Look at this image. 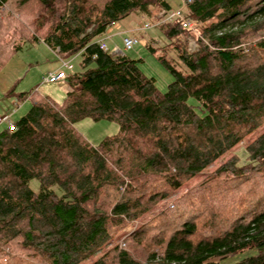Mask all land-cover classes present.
Here are the masks:
<instances>
[{
    "label": "trees",
    "instance_id": "16d2710c",
    "mask_svg": "<svg viewBox=\"0 0 264 264\" xmlns=\"http://www.w3.org/2000/svg\"><path fill=\"white\" fill-rule=\"evenodd\" d=\"M176 8L0 0V57L29 40L82 58L63 102L45 96L0 131V264H264V131L247 138L264 125V0H189L198 34L161 23L147 47L173 77L164 92L141 59L100 47L132 12ZM84 118L120 130L92 144Z\"/></svg>",
    "mask_w": 264,
    "mask_h": 264
},
{
    "label": "rangeland",
    "instance_id": "374dc122",
    "mask_svg": "<svg viewBox=\"0 0 264 264\" xmlns=\"http://www.w3.org/2000/svg\"><path fill=\"white\" fill-rule=\"evenodd\" d=\"M175 8L181 5V0H170ZM160 10L153 9L151 15H143L141 12H132L130 15L120 20L128 26H140L145 19L152 21V28L145 31H138L139 42L132 49H125L123 37L117 39L120 50L119 54H125L133 59H141V69L151 77L156 79V84L161 91H166L168 84L173 80L172 75L158 60L156 54H153L147 47L148 43L157 45L162 43V27L163 18L160 16ZM153 39H158L155 42ZM195 42V46L191 47L190 43ZM188 47L191 51L197 50L200 44L194 37L189 38ZM112 51V50H111ZM62 60L70 61L74 64L75 69L79 70L82 60L80 55L62 59L59 54L50 48L46 43L26 41L23 48L18 52L5 53L0 57V116L6 112L14 111L12 119L16 121L35 103L40 101L45 96H50L55 101L61 103L64 101L68 89L64 82L58 81L55 83H46L43 77L49 73L51 68L62 65ZM75 71V70H74ZM70 84V83H69ZM74 88V87H73ZM21 93H27L26 100L20 99ZM76 129L92 144H99L105 137L117 134L120 126L115 120L101 119L93 120L91 118H84L75 123ZM7 128V123L0 124V131ZM264 131V125L256 130L247 138H253ZM245 143L240 144L237 148L231 151L228 155L221 158L215 165L206 169L201 175L209 174L214 171L216 166L225 160L234 152L242 154ZM201 178L195 179L190 184H195ZM189 186L185 187L187 189ZM184 189V190H185ZM182 192V191H181ZM179 192L172 198L162 202L158 206V210L165 206H173L174 199L180 195ZM158 212V211H157ZM150 216L146 217V220ZM141 224L140 221L135 222L126 230L127 233L132 232ZM255 253L254 250H247L243 253L231 255L226 262L237 261L245 256ZM89 260L81 264H87Z\"/></svg>",
    "mask_w": 264,
    "mask_h": 264
},
{
    "label": "built area",
    "instance_id": "2783aa9c",
    "mask_svg": "<svg viewBox=\"0 0 264 264\" xmlns=\"http://www.w3.org/2000/svg\"><path fill=\"white\" fill-rule=\"evenodd\" d=\"M189 1V0H188ZM187 0H182L181 5L176 9L171 10H160V16L163 18V22H171L174 20H179L182 23V26L192 32L197 33V25L196 22L192 21L191 19H188L184 16V7ZM153 23L150 21V19H145L144 22L139 26V30L145 31L150 28H152ZM137 32V31H136ZM133 31H128L123 35V43L125 49H132L136 44H138V34ZM100 47L103 50H108L107 43L105 41V38L99 40ZM191 47H194L196 44L195 42L190 43ZM122 51L119 48H115L111 51L112 55H119ZM62 65L60 67L56 68L53 71H50L46 76L43 77V81L46 83H55L58 81L66 82L68 81V76L71 72H74L75 66L70 61H64L62 60ZM14 115V111L7 112L0 116V124L7 123V128L9 130H15L16 123L12 119Z\"/></svg>",
    "mask_w": 264,
    "mask_h": 264
},
{
    "label": "crops",
    "instance_id": "0c3cea01",
    "mask_svg": "<svg viewBox=\"0 0 264 264\" xmlns=\"http://www.w3.org/2000/svg\"><path fill=\"white\" fill-rule=\"evenodd\" d=\"M128 31H133V32L137 31L136 33H138L139 26L138 27L137 26H128V25H125L124 23H122L121 21H119V22L114 23L110 27H108L105 34L100 38V40L105 38V41L107 43L108 48L113 50L115 48H119V45L117 43V39L119 38V40H120V38L123 37V35ZM55 52H57V51H55ZM58 67H60V65L51 68V70H49V72L55 70ZM64 83H65L68 91H71L74 89L73 86L71 84H69L68 81H66Z\"/></svg>",
    "mask_w": 264,
    "mask_h": 264
}]
</instances>
